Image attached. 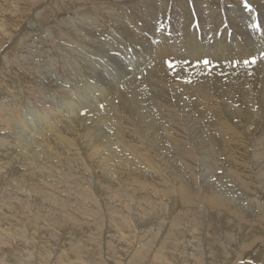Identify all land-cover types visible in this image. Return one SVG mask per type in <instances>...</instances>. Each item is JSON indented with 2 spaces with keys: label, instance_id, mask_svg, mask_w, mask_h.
<instances>
[{
  "label": "bare ground",
  "instance_id": "obj_1",
  "mask_svg": "<svg viewBox=\"0 0 264 264\" xmlns=\"http://www.w3.org/2000/svg\"><path fill=\"white\" fill-rule=\"evenodd\" d=\"M136 1L137 3L132 4V6L123 7L129 10L130 14L122 13V8L120 7H110L109 11L103 7L102 12L103 14L106 12L108 18L107 24L104 27L91 25L95 14L93 10H87L85 8H82V10L76 9L80 11L78 15L76 14V20L77 17H80L78 19V24H76L78 25V30L75 27L74 30L80 35L85 34V36L82 35L83 38L81 41H76L75 47H67L72 53L77 52L76 59L74 60L68 56L65 57V55H63L64 46H62L63 44L58 46L59 43L52 42L53 49L49 48L45 50L43 48V54L40 53L42 54V64L48 61H54V63L58 62L60 64L58 66L55 65V69H53L55 75L52 76L57 77L58 73L63 79H61L60 82L57 81L58 79L55 83L53 82L54 85H57L56 88L52 90V87L50 88L51 85H46L42 79H35L32 77L31 81H26L22 77L13 76L11 74L13 72L6 69L8 62H10V64L12 63L11 58L10 61L7 59L8 53L11 52L12 48L21 50L22 44L20 45V42L23 39L22 36L29 28L31 30V28L36 27L33 25H39L41 24L39 23L40 21H44L43 16L45 14L43 11L37 10V12H34L32 19L29 17L26 23L24 22L25 24H23L22 28L15 26L17 27L14 32L15 34L10 32V50H8V48L3 50L2 48L3 53L0 58V87H5L4 84L6 83H4V81L7 80L5 79V72H11L10 89L8 88L6 90L9 91L0 94V128H6L5 131L0 130L2 131V133H0V172L6 174L5 170L9 169V167L10 170L16 168L13 171H9L10 180L12 182L10 185H14L18 191L23 190L26 193L29 191L30 193L34 192V194L40 193L44 190V187L39 183V180L42 179H39L40 177L37 179V176L40 175L42 177L45 175V173L44 175L42 173V170L44 171L43 164L50 168L48 173H46L49 179V176L54 174L53 172L51 173V171L54 167H58L57 165L59 163L68 170L74 165V160L76 159L73 160L71 153H67L70 152L71 149H74L76 153L79 152V154L87 151L95 157L90 160V163L94 166L96 165L97 169L102 173V178L100 177L99 180L104 184L107 185V182L113 181L115 183L117 179L123 178L124 174L127 176L128 184L135 182L137 187L134 192L131 193L130 191V196L128 195L127 199V205L130 206V208L139 209L138 205L133 203V200V202H130L134 194L136 195V193L140 192L142 196L143 194H147L149 198L148 194L153 192V197L155 199L153 202L159 204L150 207L151 203H148L147 213L151 214L154 208V211L160 213L162 219H166V214L169 212L167 220L169 226L165 228L164 231H162L161 227L153 228L156 232H152L151 236L149 235L151 234L150 228L145 229V226L151 220H158L159 216L144 220L145 224L143 227L136 226L134 229L133 226L137 219H133L132 214L127 211L129 207L124 206L126 209L123 207L124 210L121 213H117L123 220L117 223V220L113 219L117 224L116 228L108 230L111 236L117 240H133L132 238H137L140 231H142L143 237L147 238L144 239L145 241H142L141 244L135 242L137 244L135 248L136 251L132 253L131 256L129 255L128 257L126 253L122 254V262L126 261L125 264H143L144 261L149 259L148 257L152 255L151 259L153 258L160 264H178V262H173L174 260H171V258L165 254V251H163L170 248L173 252L177 250L178 253H183V255L181 254L182 256L186 255L179 264H250L248 261H250L252 257L250 258V256H247L249 252L247 250L256 242L254 241L253 243L251 238H258L260 234H262L264 238V203L261 204L259 202V200H263L262 202H264V196L260 198V196L254 193L251 201H254L258 206H249L242 209V206L237 202L238 200L230 199L228 197L229 194L222 192L223 190L221 187L224 186L228 189L239 184V189L242 192L244 188L247 189L243 184L235 182L240 181L238 177L232 176L231 179L229 175L233 174L232 172L237 168V166L233 167L239 157L237 151L240 150L241 154L247 150L245 144H242L239 140L249 141V139L245 138L248 134H245L248 130L253 129L251 128L252 124L255 125L261 120L264 121V57L261 56V53H264V51L261 52L259 50V52L258 48L261 47H254V43L262 42V50L264 48V25L259 31H251V26L246 28L247 26L242 25L240 23V21H242L241 18L245 17L244 13L248 14L247 11L249 10L244 9V7L241 8V6L235 7L236 9L234 8L232 12L230 11L228 14L229 17L223 14L224 17L221 16L218 14L217 9L214 8L215 6H211V4H214L213 2L217 0H194L192 3L188 2L189 0H158V3L157 0ZM235 1L239 0H234V2ZM249 1L251 2V12L249 13L255 12L256 18L250 20V17L246 16L250 21L246 22L252 25L253 23H258L257 17L259 18L260 15V19L264 17V0ZM53 3L52 5H54ZM56 3L57 2H55V4ZM231 3L234 4L233 1ZM186 5H190V7L183 13L182 8ZM230 6L233 7L231 4ZM16 7H11L13 13L17 10ZM227 9L230 10L229 8ZM53 11L52 9L51 12L53 13ZM74 11L75 10H73V12ZM195 12L198 14L199 24L195 23ZM55 13H57L56 10L54 14ZM74 14L75 13H73V15ZM124 17L127 18L130 23H141V30L132 24L131 25L135 29L130 30V27L126 26L128 23ZM157 18L164 24H167L168 19H172L175 24H178L189 51H185V56L182 55L183 57H181L176 54H171L169 46L175 44L179 39V30L170 26L168 31L160 36L154 31L155 27L153 26ZM73 22H75L73 18L69 20L71 27L74 26L72 24ZM3 23L4 22H0V30L5 32L7 27ZM9 25L13 24L11 23ZM190 25L194 27L191 28ZM147 27L154 31L153 35L156 38H161L164 50L162 53L166 54H160V49H157L151 40L146 41L144 39V30ZM18 28L20 29L19 31ZM60 28L63 29L64 27ZM55 30H57V28ZM36 31L38 32L39 30ZM142 31L143 34L140 33ZM108 32L118 34L119 40L128 42V48H131L133 56L128 57L120 46L112 47V43L104 38ZM59 34H63V32L60 31ZM197 34H199V38ZM29 36L30 35H28V37ZM252 40L255 42L253 43ZM208 43L214 48V53L207 48ZM66 46H68V44H66ZM139 46H149L147 50L156 51L157 54L149 53L151 57L150 60L137 70L127 71V67L119 66L116 68L115 73L110 76L109 79H111V82H108L107 86H100V82L103 81L97 80L95 77L100 76L97 74L102 70L107 72L102 64L105 63V65H107L112 59L116 58L120 61L132 60ZM59 47L62 48L58 50L55 49ZM19 52L21 56L24 53H21V51ZM78 55H80L81 59H79ZM253 57H255V63L251 62ZM78 59L81 60V62H79ZM205 60L210 61V63L205 64ZM245 60H248L249 63L245 64ZM42 64L39 63L38 67ZM139 64H141V62H139ZM34 65H36V63ZM46 65L44 66L45 68H47ZM140 72L143 73L138 74ZM63 83H65V85ZM3 91L4 89L2 92ZM20 100H22V102ZM206 112L212 114V116H209L211 118L208 119ZM242 122L244 123V127L242 126L243 128L241 131L238 125H243ZM16 132L18 136L15 135ZM28 136L30 137L27 138ZM254 141V160L252 161V165H257L259 163L256 180L262 185L264 193V132L259 134ZM6 147L8 150H3ZM215 147L218 151L213 150ZM195 149L201 150L202 152L200 151V154L207 156V164L216 162V164L213 163L215 165L211 167V169L213 171L216 170V174H218L217 181L212 180L214 182L213 184L216 185V187L214 186L216 190H212L210 193L214 196L212 206L222 205L225 202L227 203V210H233L237 212V215H247L250 213L255 215L258 224H255L256 233L254 236L248 235L246 237L247 234L244 235L243 233L231 235V231L230 233L227 231H220L219 228L222 226V223L220 224V219H213L212 217H215L216 214L210 213L208 209L205 210L204 206H200L202 225L200 224L198 230L200 234H202L203 240H197V227H195L197 225L193 222H189L186 229L180 224V217L178 216L179 209L184 208V210H186L184 216L188 217L189 208L193 202L192 199L189 201L190 195L194 194L201 197L200 194H202L197 185L193 184V186L191 184L188 186L192 179V172L187 164L188 153L192 154ZM249 150L251 149H248L247 152ZM147 155L148 157H152L153 160L155 159L156 162H159L161 169L166 173L167 177L172 174L176 179L182 182V186L185 189L180 190V192L184 195V202L182 201V203L178 204V199L174 196L175 192L171 195L172 199L170 203H162L164 197H162V199L158 197L160 200L159 202L156 196L159 194L160 190H150L147 183L141 180V174L145 177L148 176L150 171L156 174L157 168L152 167L146 160ZM219 155L226 156L224 162L218 163L217 158H219ZM4 159L7 160V164L4 163ZM41 159L45 160V163H42ZM82 161L87 164L86 159H82ZM54 163H57V165ZM147 164H150L151 167L149 168ZM32 165L35 166L33 167ZM29 166L38 169L33 172L30 169L28 172ZM41 166L42 168H40ZM220 167L221 169L219 170ZM18 168H21L22 172H19L22 173V179H18V176H15V172ZM88 168L93 170L91 166ZM55 171H58V169ZM152 176L154 175L148 177V183L150 185L156 183V179H153V183H150ZM8 178L9 177H7L6 180H8ZM0 179L2 180V177H0ZM44 179L45 177L42 181H44ZM75 181H77L78 185H83L84 178L79 180V178L75 176ZM44 182L47 183L46 181ZM99 183L96 182L97 186H99ZM88 185V182L84 183V186ZM47 186L50 187V184L47 183L45 187ZM97 186L94 187V189H85L84 197L90 199L93 198L92 195H94L95 198L96 196L107 198L108 196L105 197L107 192ZM107 186L109 187V185ZM117 186L120 187L121 185L118 184ZM233 189L235 190V188ZM232 193L234 192L232 191ZM50 196L54 197L51 191H49V197ZM119 196L121 197V195ZM110 197L112 196H109V198ZM144 197L145 196H143V198ZM38 198L40 197L36 199ZM243 198H245L244 195ZM41 199L43 200V197ZM115 199L120 203L121 200L118 198ZM25 202L23 201V203ZM185 202L187 208L184 206ZM44 203H47V201ZM21 205L20 203V206ZM176 208L177 211L174 212ZM14 210L18 211L17 209ZM14 210L12 209V211ZM28 212H30L29 209ZM190 212L192 213V210H190ZM27 213L25 211V214ZM141 213L143 214V210H141ZM204 215H207V221L209 222H203ZM101 216L105 217L103 219H108L109 217L112 219L116 217L113 216V213L109 216H105V214ZM6 226L8 227L7 224ZM120 228H126L129 232L123 235L122 231L119 230ZM102 229V226L99 224V227H96L94 231L101 232ZM113 229H118V232ZM175 229L177 232L180 230V234L181 230L184 231V229L190 232L187 241L194 247L191 249L189 248V250L185 247L184 251L177 248L178 238L175 240L176 244H173V240L178 236L176 235L175 237ZM213 231L217 233L215 235L218 236H212V238H210L209 234L213 235ZM22 232V230L19 232V230L17 231V229L11 228V226L10 228H4L0 224V264H46V262L54 263L55 260L56 262L54 264H60L61 261L59 262L58 258L62 259V257H65L64 253H60L55 257L53 255L54 253L52 254V251L49 250V252H45L43 255L39 253L38 259L34 258L35 253H33V251L24 247V245L21 246L22 243L19 244L20 239L18 240V238ZM130 233H133V235H130ZM159 233L160 235L158 236ZM96 234L97 233H94L93 235ZM238 234L239 237L236 239L235 236ZM23 235H26L25 232L21 236ZM148 235L150 237H148ZM27 236L29 237V235ZM258 239L260 240L261 237ZM112 240L109 239L106 241L109 247H112ZM213 241L215 242L214 246L212 245ZM238 242L240 244L237 246ZM65 243H68V241ZM5 245H8V249H4ZM38 245L39 244L36 246ZM185 245L187 246L188 244ZM262 245H264V242ZM16 246L17 248H15ZM205 247H207L208 250H206L207 248ZM262 248L264 251V246H262ZM192 249H196L197 253H200V255L191 252ZM51 256H54V259H50ZM253 257L255 260H260L258 264H264V252L260 255H253ZM32 258L35 259V262L32 261ZM102 262L103 261H101V263ZM61 263L84 264L85 262H71L66 260V262L64 261Z\"/></svg>",
  "mask_w": 264,
  "mask_h": 264
},
{
  "label": "rangeland",
  "instance_id": "obj_2",
  "mask_svg": "<svg viewBox=\"0 0 264 264\" xmlns=\"http://www.w3.org/2000/svg\"><path fill=\"white\" fill-rule=\"evenodd\" d=\"M9 1L10 0H0V22H4L3 24H5V26L7 27V29H6L7 31L5 30V32H2L0 30L1 31L0 32V42H1L0 43V45H1L0 46V58L2 57V53H3L2 51L5 48H8V50H10V40H11L10 35H9V34H11L10 32L15 34L14 32L16 31V28L17 27L22 28L23 24L26 23L27 19L29 17L32 19L33 13L37 12V10L38 11L42 10L45 15L43 16V20H44L43 22H41L39 20L40 21L39 23H41V24H39V25L35 24L33 26H36V27L31 28V30H30V28L28 30H26V33H24V35L22 36L23 39L20 42V45L22 44L21 45L22 48H20L21 50H17V48H12L11 52L8 53L7 59L10 61V58H11L12 63L10 64V62H8V66L6 67V69L11 70L13 73H11L10 71H6L5 72L6 73L5 79H7L8 81L7 80L4 81V83H6V84H4L5 87H0V94L4 93V92L6 93V91H9V90H6V89H8V88L10 89V84H9L10 83V73L13 76L22 77L26 81H31L32 77L35 78V79H37V78L38 79H42V81L46 85H51L50 86V88L52 87L51 90L56 88L57 84L54 85V83L56 82L57 79H58L57 81L60 82L61 79H63V77H61V75L58 74V73H57V77L56 76L53 77L52 75H55V72L53 71V69H55V65L58 66L60 64L58 62L54 63V61H48L47 63H45V64L43 63L42 64V61H43L42 58H41V56L43 54L42 51L44 49L46 50V49H49V48L53 49V45L51 44L52 42L53 43H57V44L59 43L58 46H61L62 44H63L62 46H64L63 55H65V57L68 56V57H71L74 60L76 59V57H77L76 53L77 52L72 53L71 51H69L67 49V47L68 48L75 47L76 41L77 40L81 41L83 36H85V34H82L83 35L82 36L76 30H74L75 28L78 30V25H76V24H78V19L80 17V16L77 17V20H76V16L80 13V11H77L76 9L82 10V8H85L87 10H89V9L93 10L95 14H94L93 20L91 22V25L92 26L97 25V26H100V27H104L107 24V19L108 18H107V13L105 12L103 14V12H102V8L103 7L107 11H109L110 7H116V8L120 7V8H122L121 9L122 13L124 12V13L130 14V11L125 9V8H123V7L124 6L128 7L129 5L132 6V4L137 3L136 0H81V1L80 0H61V1L60 0H54V1L53 0H11L10 2ZM170 1H173V0H170ZM193 1L194 0H189L188 2L192 3ZM196 1H200V0H196ZM218 1L219 0L214 1L213 2L214 4H211V6H215L214 8L217 9L218 14H220L221 16L224 15L226 17H229L228 16L229 12L230 11L232 12L235 7H240V6H241V8L244 7V0H239V1H235V2H234V0H232L234 4L231 3L232 1H227V0L219 1V3H218ZM223 1H224V4H223ZM13 2H14V4H13ZM55 2H57V3L55 4ZM221 2H222V4H221ZM226 2H227V4L230 3L232 6L235 5L236 3L237 4L235 6H233V7H231L230 4L227 5ZM248 2L251 3L249 0H248ZM52 3L55 6L52 5ZM80 3H82V4H80ZM157 3H158V0H157ZM13 6H15V7L17 6L16 7L17 10L14 11V13L11 10V7H13ZM58 7H60V8H58ZM189 7H190V5H186L184 8H182V12L184 13L185 10L187 8H189ZM227 8H229L230 10H228ZM52 9L54 10L53 13L51 12ZM59 9H60V11H59ZM244 9H246V8L244 7ZM55 10H56L57 13L54 14ZM73 10H75V11L73 12ZM72 12L75 13V14L73 15ZM249 12H251V11H247L248 14L244 13L245 17L241 18L242 21H240V23L242 25L247 26L246 28H249V26H250V23L246 22V21L250 22L246 18V16H249L250 20L256 18L255 12L254 13H249ZM140 16H141V14H140ZM70 18L71 19L73 18L75 20V22H76V23L75 22L72 23L74 25L73 27H71V25L69 23V20H71ZM260 18H261V15H260L259 18L257 17V19H258L257 21H258V24H260L261 27H263V25H264V22H263L264 17H263V19H260ZM125 20L128 23V24H126V26L130 27V30H134L135 29V28H133L132 25L137 26L141 30V23H137L136 22V24H137L136 25L135 23H130L127 20V18H125ZM260 21H262V22H260ZM11 23L13 25H9ZM195 23H197V24L200 23L197 12H195ZM244 23H246V24H244ZM12 26H13V28H12ZM15 26H17V27H15ZM59 26L60 27H64V28L62 29ZM153 26L155 27L154 31H156V33H158L160 36H162L163 33H166L168 31V29L170 28V26L175 28V29H177V30H179L178 24H175L172 19H168L167 24H164L157 18L156 21H154ZM190 26H191V28L194 27L193 25H190ZM19 28H18V31L20 30ZM54 28L55 29L57 28V30H55ZM36 30H39L38 31L39 33ZM59 30L62 31L64 35L63 34H59V32H60ZM250 30L251 31H256V29L253 30L252 27H250ZM154 31H152L150 28L147 27L144 30V39L146 41L151 40L155 44L156 48L160 49V54H166V53H162L164 51L163 50L162 40H161L160 37L156 38L153 35ZM140 33L143 34V31L140 32ZM28 35H30V36L28 37ZM197 37L199 38V34H197ZM104 38L107 41L112 43V47L120 46L122 48L123 52L128 57H132L133 56L131 48H128L129 43L124 41V40H119L118 34H114V33L108 32L105 35ZM44 40H46V41H44ZM61 40H62V42H61ZM73 41H75V42H73ZM83 41H84V39H83ZM252 42L254 43L255 41L252 40ZM28 43H30V44H28ZM66 44H68V46H66ZM70 44L73 45V46H71ZM254 44H255L254 45L255 48L261 47V48H258V51L259 50L261 52L264 51V48L262 50V45H263L262 42H257V43H254ZM257 44H259V45H257ZM3 45H4V47H3ZM169 46H170V49H171V54H176V55H179V56L183 57L182 55L185 56V51L189 52L188 51V47L186 45L185 38L181 34L180 30H179V39L177 40V42L175 44H171ZM2 48H3V50H2ZM60 48H62V47L55 48V49L58 50ZM147 48H149V46H147V47L139 46L137 51L135 52L136 53L135 57L132 60L120 61L119 59L116 58V59H112L107 65H105V63L102 64L103 68L106 69L107 72H104L102 70L101 72H99L97 74V75H100V76H96L95 79L103 81V82H100L101 83L100 86H107V83L111 82V79H109L110 76H112L115 73L116 68H118L119 66L127 67L126 68L127 71L137 70L139 67H141L143 64H145L147 61L150 60L151 57L149 56V53L157 54L156 51H153V50H150V49L147 50ZM207 48H209V50L213 51V53H214V48L211 47L209 45V43H208ZM65 49H67V50H65ZM19 51H21V53L24 52L22 54V56H21ZM17 53H18V55H17ZM40 53H42V54H40ZM78 56H79V59H81L80 55H78ZM79 59H78V61L81 62V60H79ZM139 62H141V64H139ZM35 63H36V65H34ZM39 63L42 64L40 67H38ZM5 65H7V64H5ZM45 65L47 66V68L44 67ZM98 65H99V62H98ZM34 66H35V69H34ZM31 70H33L34 72L31 71ZM141 73H143V72H140L138 74H141ZM7 77H9V78H7ZM62 82H64V81H62ZM118 83H119V81H118ZM63 84L65 85V83H63ZM3 89H4V91L2 92ZM216 94H218V93H216ZM218 95H220V94H218ZM20 101L22 102V100H20ZM206 116H208V119H209V118H211L209 116H212V114L211 113H207ZM210 121H211V119H210ZM242 124L243 125H241V126L238 125V128L241 131H242V128L244 127V123L243 122H242ZM251 128H253V129L252 130H248L249 133L247 132L245 134V135L248 134L247 136H245V138L249 139V141L239 140V142H241L242 144H245L247 150L251 149L252 151L249 150L247 152V150H246V151L242 152L241 154H240V152H241L240 150L237 151V154L239 155V157L237 158L236 164L233 166V167L237 166V168L232 172L233 174L230 173L231 175H229V176H231V179H232V176L238 177L240 181H235V182L243 184L247 189L244 188V190L242 192L239 189V184H236V186L234 185L233 187L228 188V189H227V187H224V186L221 187V189L223 190V191L222 190L221 191L229 194L228 197L230 199H237L238 200L237 202L242 206V209L244 207H249V206H254V207H256V205L258 206V204H256L254 201H251L252 197L254 196V193H256L258 196H260V198L264 196L263 187L259 183V181L256 180V178L258 176L259 163L257 165H252V161L254 160V143H255L254 140L259 134L264 132V121L261 120V121H259V123L255 124V125L252 124ZM0 130L5 131L6 128H0ZM0 133H2V131H0ZM15 135L18 136V133L16 132ZM29 137L30 136H28L27 138H29ZM219 148H220V146H219ZM6 149L8 150L7 147L4 148L3 150H6ZM213 150L218 151V149L216 147ZM200 151L201 150H196L195 149L192 154L188 153L187 164H188L189 169L192 172V179H191L190 183L188 184V186L191 185V184L192 185L193 184L197 185L199 187L200 191L202 192V194H200L201 197H199V195L196 196L194 194H191V192H190L191 195H190L189 201H190V199H192L193 202H192V205H191V207L189 209L192 210V213L189 210L188 217H185L184 215L186 213V210H184V208L179 209L178 216L180 217V224L182 226H184L185 229H186L188 223L189 222H193L195 225H197V226H195V227H197V229H196V234L198 236L197 240L202 239V234H200V231H198V230L200 228L201 218H202V213L200 211L201 210L200 206H204L205 210L208 209V211L210 213L216 214L215 217H212L213 219H216V218L220 219V224L222 223V226H220V228H219L220 231H227L229 233L231 231L232 232L231 235L236 234V233H243L244 235L247 234L246 237L248 235H253L254 236V234L256 233L255 232V230H256V228H255L256 225L255 224H258V220H257L255 215H253L251 213L247 214V215H237V212H235L233 210H227V203H225V202L222 205L219 204L218 206H212L214 196H212V194H210V193H211L212 190H214V191L216 190V188H215L216 185L213 184L214 183L213 181H217L218 174H216L217 171L216 170L213 171L211 169V167L213 165H215L216 162H210V163L207 164V156L201 155L200 153L202 151L201 152ZM67 153H71V155L73 157V160L76 159V160H74V165H72L70 167V170L65 169L64 166H62L60 163L58 165H57V163H54L58 167H56V168L54 167V169L51 171V173L53 172L54 174H51L49 176V179H48V176L46 175V173H48L50 168L47 167V165L43 164L44 171L42 170V173H43V175L45 173L46 176L44 175V176L41 177L40 175H38L37 179L40 177L39 179L43 180V178L45 177L44 181L49 183L50 187H48V186L45 187V185L47 183H45L42 180H39L40 181L39 183L42 184V186L44 187V190H42L40 193H35V194H34V192L30 193L28 191V193L31 196L28 193L24 192L23 190L22 191L20 190L21 192L18 191L14 187V185H10V184H12V182L10 180L9 171H13L16 168H12V170H10V167H9V169L5 170L6 174H3L4 172H0V177H2V180L0 179V181H1L2 185L4 184L3 186L0 184V186H2V187H0V189H2V190H0V219H1L0 220V224L4 228H10V226H11V228H13L15 230L17 229V231L19 230V232L22 230L23 232L21 233V235L24 234V232H25L26 235H23V236L20 235L19 236V238H18V240L20 239L19 240L20 241L19 244L22 243L21 246L24 245V247H27L31 251H33V253H35L34 254V258L38 259L39 253H41L43 255V253L49 252V250H51L52 254L54 253L53 255L55 257H57L60 253H64L65 257H62V259L58 258L59 262L60 261L61 262H64V261L66 262V260H69L71 262L72 261H75V262L77 261V262H85L84 264H93V263L95 264L96 261H97L96 264H98V263H101V261H103L101 264H125L126 261H124V262L121 261L122 260V258H121L122 254L126 253V254H128V257H129V255L131 256L132 253H134L136 251L135 248L137 247V244H139V243L141 244V242L145 241L144 239H147V238L143 237V233H141L142 231H140V234L137 236V238L136 237L132 238L133 240H131V239H129V240L118 239L117 240L113 236L110 235L111 233H109L108 230L111 229V228H116V224L120 223L123 220V218H121L120 215H118L117 213H121L124 209H126V207H124V206L129 207L127 209V211L132 214L133 219H137L135 225L133 226L134 229H135L136 226L137 227H139V226L143 227V225L145 224L144 220H147V219L149 220L150 218L157 217V216H159L158 220H151L145 226V229L150 228V233H151V234H149L150 236L152 235V232H156L155 230H153V228L155 229L157 227H161L162 231H164L165 228H167L169 226L168 225V221H167L169 212H167V214H166V219H162L160 213L154 211V208L152 209V213L151 214L147 213V207H148L147 204L148 203H151L150 207L159 204L157 202H153L155 200L154 197H153V192H150L148 194L149 198L147 197V194H143V196H145L143 198V196L141 195L142 193H140V192L136 193V195L134 194L132 196V199L130 198L131 199L130 202L134 201L133 203L137 204L139 209L130 208V206L127 205V202H128L127 199H128V195H129L130 191H131V193L134 192V190L137 187L135 182H131V184H128L127 176L124 174L123 178H120V179L116 180V182H115L116 184L114 183V181L113 182H107V185H109V187H108L106 184H104L102 181L99 180L100 177L102 176V173L97 169L96 165L94 166V165H92L90 163V160L95 158L91 153L85 151L82 154H79V152L76 153L74 151V149H71V151L67 152ZM225 157H224V155H219V158H217L218 163L224 162V158ZM81 158L87 160L88 166H87V164L85 162L82 161ZM143 158L145 159L144 155H143ZM7 160H8V158H7ZM7 160L4 159V163L5 164H7ZM146 160L152 165V167L157 168L156 169V174H153L152 171H150V173L148 174L147 177H145L143 174H141V180L145 181L147 183V185H148L150 190L151 189H155V190L159 189L160 190V192H159L160 195L158 194L156 196L157 200H159L158 197H161V199H162V197H164L162 203H167V202L170 203V201L172 199L171 195H172L173 192H175L176 195L174 194V196L177 197L178 202H179L178 204L182 203V201L184 202V198H183L184 195H183L182 192H180V190H184L185 189L182 186V182L180 180L176 179L174 177V175H172V174L171 175L169 174L170 176L167 177L166 173L161 169V166L159 165V162H156L155 159L153 160L152 157H150V156L148 157V155H147L146 156ZM41 162L45 163V160H42ZM213 163H215V164H213ZM150 164H147V166L149 168L151 167ZM32 166L31 167L29 166L28 172L30 171V169H31L32 172L34 170L38 169V168H33L35 165L33 167ZM90 166L92 167L93 170L88 168ZM148 167H147V169H148ZM40 168H42V166ZM56 169H58V171H55ZM220 169H221V167L219 168V170ZM231 169H230V171H231ZM59 170H60V172H59ZM19 171H21V168L20 169L18 168L16 170L15 176H18V179H22V173H21L22 171L21 172H19ZM151 175H154V176L151 177L150 183H153L152 180L156 179V181H155L156 183L155 184L153 183V185H150L148 183V177H150ZM6 176L9 177L8 180H6L7 179ZM75 176L78 177L79 180L84 178L83 185H78L77 184V181H75ZM24 182H26V181H24ZM87 182L89 183V185L88 186H84V183H87ZM96 182H98V183L100 182L99 186H97ZM5 184H7V185H5ZM118 184L121 185V186L120 187L117 186ZM147 185H146V187H147ZM96 186L99 187L102 190L104 189V191L107 192L105 197H107V196L108 197L107 198H102V197L96 196V198H95L94 195H92L93 198H90V199L85 198L84 197L85 196L84 190L87 189V188H93L94 189V187H96ZM122 186H124V187H122ZM160 186H162V187H160ZM121 188H122V190H121ZM123 188H125V189H123ZM233 188H235V190ZM2 191H3V193H2ZM49 191H51V193L53 194V196L55 198L51 197V196L49 197ZM123 191H124V193H123ZM232 191L234 193H232ZM24 193H25V196H24ZM120 193H122V194H120ZM123 194H125V195H123ZM119 195H121V197ZM235 195H237V196H235ZM243 195H244L245 198H243ZM109 196H112V197L109 198ZM37 197H40V198L36 199ZM42 197H43V200L41 199ZM115 198H118L119 200H121L120 203H118L119 201H117ZM24 199L26 200V202H25ZM145 199H147V200H145ZM124 200H125L126 204H125ZM23 201L25 203H23ZM46 201H47V203H44ZM138 201H140V202H138ZM262 201L263 200H261V201L259 200V202L261 204L264 203ZM159 202H160V200H159ZM245 202H247V203H245ZM20 203L22 204L21 206H20ZM119 204H122L123 206L119 205ZM184 206H185V208H187L186 202H185ZM20 207H22V208H20ZM123 207H124V209H123ZM7 208H9V209H7ZM18 208H20L21 211ZM12 209L13 210L17 209L18 211H16V210L12 211ZM28 209L30 210V212H28ZM132 210H133V213H132ZM141 210H143V214L144 215L141 213ZM5 211H7V212H5ZM25 211H26V213L27 212L28 213L25 214ZM176 211H177V208L174 210V212H176ZM194 211H195V213H194ZM245 212H247V211H245ZM3 213H5V214H3ZM111 213H113V216H116V217H113L112 219H110V217L108 219H103L105 217L101 216V215H104V214H105V216H109ZM137 217L139 218V220H138ZM98 219H100L101 222L102 221L103 222L101 223L100 220H98ZM113 219H116L117 223ZM71 221L74 224H72ZM206 221H207V215H204L203 222H206ZM207 222H209V221H207ZM112 223H114V224H112ZM6 224L8 225V227L6 226ZM99 224L103 228L101 230V232L94 231L96 227H99ZM137 224H139V225H137ZM90 228H92V229H90ZM161 228H159V229H161ZM185 229H184V231L181 230V234L179 233L180 232L179 229H178L179 232H177L176 229H175L174 230L175 237H176V235H178V236L173 240V244L175 245L176 244L175 240H177V238H178V240H177V248H180L183 251L185 250V247L188 248L187 250H189V248L191 249V248L194 247L193 245H191L187 241L188 236H190V232L185 231ZM76 230H77V232H76ZM113 230L118 232V229H113ZM119 230L122 231L123 235H125V234H127L129 232V230L126 229V228H120ZM40 231H41V233H40ZM94 233H97V234L93 235ZM145 233H147V232H145ZM215 234H217V233H215L213 231V235L209 234V237L212 238V236H214V237L218 236V235H215ZM27 235H29V237ZM130 235H133V233H130ZM140 235H141V237H140ZM149 235H148V237H150ZM159 235H160V233L158 234V236ZM260 235H259L258 238L261 237L262 240L261 239L259 240L257 237L256 238H251L253 240V243H254V241H256V242L254 244H252L253 247L251 246L247 250V251H249L247 253L248 254L247 256H250V258L252 257L251 258L252 262H251V260L248 261L250 264L251 263L252 264L260 263V262H258L260 260H258V259L255 260L253 255H260L261 253L264 252L263 248H262V246H264V245H262L263 242H264V238H263L262 234H260ZM139 237H140V240H139ZM206 237H207V235H206ZM238 237H239V234L235 236L236 239ZM109 239H111V240L113 239L112 242L114 243V245L112 243V247H115V248L109 247L107 245L106 241H108ZM22 240H24V241H22ZM67 241H68V243H65ZM214 243L215 242L213 241L212 242L213 246L215 245ZM216 243L218 245L217 239H216ZM37 244H39V245L36 246ZM56 244H57V247H56ZM63 244H64V246H63ZM118 244H119V246H118ZM134 244H136V245H134ZM185 244H188V245L186 246ZM239 244L240 243L238 242L237 246ZM38 247H40L41 249L38 248ZM15 248H17V246ZM205 248H207V247H205ZM4 249H8V245H5ZM65 249H66V252H65ZM36 250H37V252H36ZM206 250H208V248ZM236 250H237V248H236ZM163 251H165V254L169 258H171V260H174L173 262H178V264L182 261L183 258L186 257V255H184L185 257L182 256L183 253H181L182 254L181 255L180 253L177 252V250L173 252L172 249H170V248H168L167 250L165 249ZM55 252H56V254H55ZM191 252L197 253V250L196 249H192ZM169 255H171V256H169ZM197 255H200V253L199 254L197 253ZM54 256H51L50 259H54ZM151 257H152V255H151ZM151 257L150 256L148 257L150 260L146 259L147 258L146 257L145 258L146 260L144 261L143 264H160L159 262H156L153 258L151 259ZM211 257L213 258L212 254H211ZM34 258H32V261L35 260ZM114 260H116V261H114ZM55 262H56V260L54 261V263ZM61 262H60V264H67V263H61ZM54 263L46 262V264H54Z\"/></svg>",
  "mask_w": 264,
  "mask_h": 264
},
{
  "label": "snow or ice",
  "instance_id": "obj_3",
  "mask_svg": "<svg viewBox=\"0 0 264 264\" xmlns=\"http://www.w3.org/2000/svg\"><path fill=\"white\" fill-rule=\"evenodd\" d=\"M244 7H245L246 9H248L249 11H251V5H250V3L248 2V0H244ZM250 26H251L253 29H256L257 31H259L260 28H261V25L258 24V23H253V24L250 25ZM261 56L264 57V53H261ZM251 62H252V63H255V57L252 58ZM204 63H205V64H208V63H210V61L205 60ZM244 63L247 64V63H249V61H248V60H245Z\"/></svg>",
  "mask_w": 264,
  "mask_h": 264
}]
</instances>
